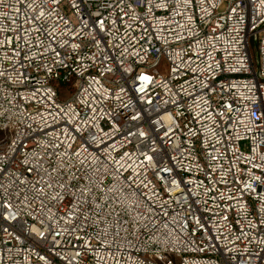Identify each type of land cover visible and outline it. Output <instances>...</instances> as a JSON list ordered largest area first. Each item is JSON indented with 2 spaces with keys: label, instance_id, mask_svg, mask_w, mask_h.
Wrapping results in <instances>:
<instances>
[{
  "label": "built area",
  "instance_id": "built-area-1",
  "mask_svg": "<svg viewBox=\"0 0 264 264\" xmlns=\"http://www.w3.org/2000/svg\"><path fill=\"white\" fill-rule=\"evenodd\" d=\"M0 264H264V0H0Z\"/></svg>",
  "mask_w": 264,
  "mask_h": 264
},
{
  "label": "rangeland",
  "instance_id": "rangeland-1",
  "mask_svg": "<svg viewBox=\"0 0 264 264\" xmlns=\"http://www.w3.org/2000/svg\"><path fill=\"white\" fill-rule=\"evenodd\" d=\"M251 52H252V55H253L254 59L256 60V50H255V47H254L253 44H251ZM66 90H71V92H72L71 87H66ZM69 96H70L69 93H68V94H67V93L64 94V98H65V97L68 98Z\"/></svg>",
  "mask_w": 264,
  "mask_h": 264
}]
</instances>
